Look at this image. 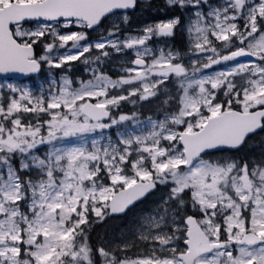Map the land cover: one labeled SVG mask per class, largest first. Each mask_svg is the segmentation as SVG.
<instances>
[{
	"label": "snow or ice",
	"instance_id": "1",
	"mask_svg": "<svg viewBox=\"0 0 264 264\" xmlns=\"http://www.w3.org/2000/svg\"><path fill=\"white\" fill-rule=\"evenodd\" d=\"M0 78V264H264V0H0Z\"/></svg>",
	"mask_w": 264,
	"mask_h": 264
},
{
	"label": "trees",
	"instance_id": "2",
	"mask_svg": "<svg viewBox=\"0 0 264 264\" xmlns=\"http://www.w3.org/2000/svg\"><path fill=\"white\" fill-rule=\"evenodd\" d=\"M151 15H155V13H151ZM111 75L113 77L116 76V74L114 72H111ZM44 80H46V77H43L41 82H43ZM148 208H150V206H148ZM148 208H146V210H148ZM111 231H112V229L110 227H106L102 224H99V225L95 226L94 236L95 235H106V234H109Z\"/></svg>",
	"mask_w": 264,
	"mask_h": 264
},
{
	"label": "rangeland",
	"instance_id": "3",
	"mask_svg": "<svg viewBox=\"0 0 264 264\" xmlns=\"http://www.w3.org/2000/svg\"><path fill=\"white\" fill-rule=\"evenodd\" d=\"M40 83L41 82H35V83H31V87H33V88H38L39 87V85H40ZM146 110H149V109H146Z\"/></svg>",
	"mask_w": 264,
	"mask_h": 264
},
{
	"label": "water",
	"instance_id": "4",
	"mask_svg": "<svg viewBox=\"0 0 264 264\" xmlns=\"http://www.w3.org/2000/svg\"><path fill=\"white\" fill-rule=\"evenodd\" d=\"M0 79H2V78H0ZM21 79H26V78H21Z\"/></svg>",
	"mask_w": 264,
	"mask_h": 264
}]
</instances>
